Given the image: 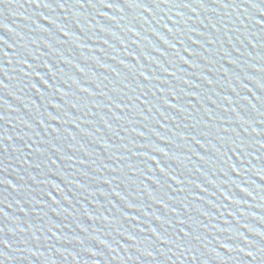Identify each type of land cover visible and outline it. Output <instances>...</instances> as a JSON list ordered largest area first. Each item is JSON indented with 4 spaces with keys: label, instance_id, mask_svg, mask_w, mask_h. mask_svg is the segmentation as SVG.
<instances>
[{
    "label": "water",
    "instance_id": "1",
    "mask_svg": "<svg viewBox=\"0 0 264 264\" xmlns=\"http://www.w3.org/2000/svg\"><path fill=\"white\" fill-rule=\"evenodd\" d=\"M0 264H264V0H0Z\"/></svg>",
    "mask_w": 264,
    "mask_h": 264
},
{
    "label": "snow or ice",
    "instance_id": "2",
    "mask_svg": "<svg viewBox=\"0 0 264 264\" xmlns=\"http://www.w3.org/2000/svg\"><path fill=\"white\" fill-rule=\"evenodd\" d=\"M89 2H91V0H89ZM101 2H103V0H101ZM109 6L111 7L112 5L109 4ZM6 243V242H5ZM249 255H251V253H249Z\"/></svg>",
    "mask_w": 264,
    "mask_h": 264
}]
</instances>
